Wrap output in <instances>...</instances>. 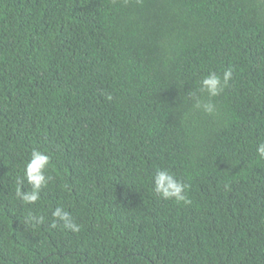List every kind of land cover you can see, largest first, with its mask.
<instances>
[{"label": "trees", "instance_id": "1", "mask_svg": "<svg viewBox=\"0 0 264 264\" xmlns=\"http://www.w3.org/2000/svg\"><path fill=\"white\" fill-rule=\"evenodd\" d=\"M0 264H264V0H0Z\"/></svg>", "mask_w": 264, "mask_h": 264}]
</instances>
